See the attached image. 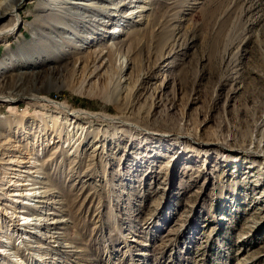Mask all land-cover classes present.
I'll return each instance as SVG.
<instances>
[{"label":"rangeland","instance_id":"obj_1","mask_svg":"<svg viewBox=\"0 0 264 264\" xmlns=\"http://www.w3.org/2000/svg\"><path fill=\"white\" fill-rule=\"evenodd\" d=\"M27 1L22 10L28 17L0 38V65L19 64L0 70V94L14 98L0 97V264H264V164L219 144L250 146L264 128V0H153L160 37L138 51L132 69L119 71L123 56L96 76L102 63L89 50L113 46L121 38L120 31L112 34L116 23L82 28L70 20L64 35L51 32L57 46L48 54L17 59L21 43L30 42L23 27L38 0ZM63 1L77 17L105 21L120 0ZM92 2L99 7L82 6ZM10 19L0 17V26ZM92 29L103 36L87 43ZM11 38L21 42L10 48ZM118 75L130 78L128 86ZM145 76L152 83L136 93ZM46 97L124 122L70 115ZM90 128L103 144L99 149L77 140ZM16 141L35 152L27 168L16 166L30 173L4 177ZM39 169L61 175L53 183L62 187L70 224L52 231L64 232L76 252L46 255L57 243H48L45 230L32 232L34 221L20 211L25 206L41 216L29 208L44 186L32 189ZM10 179L25 185L10 186ZM31 245L43 248L32 251Z\"/></svg>","mask_w":264,"mask_h":264},{"label":"bare ground","instance_id":"obj_2","mask_svg":"<svg viewBox=\"0 0 264 264\" xmlns=\"http://www.w3.org/2000/svg\"><path fill=\"white\" fill-rule=\"evenodd\" d=\"M63 0H38L36 4V9H34L33 12L29 14V18H31L28 22V28L23 27L27 29V31L30 30L31 32V38L30 42L21 43V47L17 50V59H32L35 57H41L45 54H48L50 52V47L57 46V42L55 38L51 35V32L58 31V33H61V36L64 35L62 33L66 32L68 25H70V20H76L79 25H82V28H89L90 24L94 25L97 22L99 24L101 23L104 26H107L112 23H116V26L112 30V34H115L117 31H120L121 38L116 39L113 43V46H100L94 45L91 50H89V53L91 54L90 57L95 61L96 64L102 63L104 64L102 66L98 65L96 66V70H98L97 73L94 72V76L99 74V70L108 68L110 66H113L114 63H118L119 60H121V57H125L123 61L120 62L118 66L120 72H124L125 69H131L136 66L139 63V54L138 51L143 49L145 45L149 42H153V40L158 39L160 36L159 34L161 29V19L158 18V15L156 14V8L153 6V0H120L117 7H115V11L111 12L109 14V19L105 21H99L93 18L91 15H82L84 19L77 17L76 12L72 11V13L68 12V9L62 4ZM65 2V0L63 1ZM32 3L27 0H0V17L5 16H11V19L9 20L8 24H4L0 26V38L9 37L11 34H13L19 26L22 24V21H25L28 17V14L23 13L22 7L26 4ZM82 6H87V8L94 7L98 8L95 3H89L85 4L82 3ZM123 8H127L126 10H123ZM102 11V9H100ZM123 10V11H121ZM137 18V20H135ZM136 21V26L132 29H128V25H130V21ZM99 27V25L97 26ZM103 27V26H102ZM95 34L92 36H81V38L86 37L87 43H90V39H96L98 34L99 36H103L102 33H100L99 29H92ZM78 30H76L77 32ZM46 32V35L43 34ZM26 32H23V35H25ZM148 34L149 39L146 41L145 36ZM89 38V39H88ZM64 39V37H63ZM10 48L13 46L14 42H21L20 38H17L16 41H12V38L9 39ZM89 40V41H88ZM166 40V39H165ZM163 40L162 43L165 41ZM134 51V58L129 59L127 58V53ZM80 58V57H79ZM19 64H15L14 62L8 63H2L0 65V70H10L15 69ZM123 75H118V83H120L121 86H128L130 82V78L126 77L122 79ZM151 77L145 76L142 77L141 80H139L136 88V93L140 92L143 88H145L146 84H151ZM0 97L5 100H14L13 97H11L8 94H0ZM40 99V98H39ZM47 100H50L51 102L55 103L58 107L64 108L66 111L69 112L70 115H86L93 118H101V119H107L112 121H121L124 122L123 119H120L116 116H112L110 114L104 113V112H89L86 110L81 109H74L73 107L54 101L50 98H45ZM67 117V116H66ZM57 122H54L48 128H46V131L44 133L42 143L44 141L49 140V132L54 129ZM76 126H73L74 129ZM54 131V130H53ZM52 131V132H53ZM94 128H90L89 130H86L84 135L78 136L77 140H80V144L84 143V145L90 143L92 145H95V149H99L103 144H99L101 142L97 137L93 138ZM69 138L71 135H68ZM3 137V133L0 131V138ZM77 137V135H76ZM183 137V136H179ZM191 141L194 143H197L199 145H210V142H205L203 140L199 141L194 137H189ZM53 139V137H52ZM60 141V140H57ZM20 141H16V144L11 147V149L8 151L9 158L5 161L6 164H9L10 166L8 168H5L4 171V177H7L14 173L15 171H24L16 168V166H20L21 168H27L28 165L31 162V156L34 155V150H31L30 147L24 146ZM38 143V140L36 141ZM40 143V145H42ZM53 143H56L54 141ZM79 144V145H80ZM89 144V145H90ZM220 148L224 149L225 152H229L230 154H237V155H250L254 156L255 158H259L260 161L254 162L255 164L261 162V164H264V128L261 132V134L258 136L252 135V145L245 146V147H239V146H229L224 145L223 143H219ZM213 145H216L213 143ZM254 145V146H253ZM218 146V145H217ZM30 148V149H29ZM185 151L182 152L184 154ZM18 153V154H17ZM98 154L91 156L89 159L90 164L95 163V158ZM3 160L0 158V163ZM33 164H31L32 167ZM38 165V164H34ZM41 168H44L43 164L41 165ZM30 170H25L24 172H29ZM35 172L42 174V177L38 180H32V186L33 190L37 188L38 184H44L43 187L39 189V191L35 192V198L37 199L36 202L37 205L29 208H33L35 212L41 214L35 215L34 213H30V209H25V206L20 209L21 212L28 214L25 217L27 219V222L29 219H32L34 221L33 225L34 229L32 232L34 233H42V230H45L42 234L45 235V239L48 241V243H51L52 241L57 243V248L54 250L53 248H49L46 250V255L51 254V252L55 253H70V252H76L77 250L74 249L73 242L71 240H68V237L65 236V233L61 230H53L55 227H60V229H65V227L61 226H67L70 224V221L64 217L65 209L63 208L65 202V198H63L64 193L62 192L61 186L54 185V181L56 178L61 177V175L57 172H51V171H43V170H36ZM32 173V172H31ZM22 175V174H21ZM20 176V175H19ZM10 186H23L22 182L13 181V179H10ZM10 188V187H9ZM3 195H6V197L10 195H26L23 193L20 194H11L4 192ZM28 207V206H26ZM37 210V211H36ZM53 215V217H51ZM30 224L28 223L27 227L30 228ZM50 231H52L50 233ZM32 251L38 250L40 247L39 245H31L30 246ZM40 250V249H39ZM32 253V252H31ZM33 254V253H32ZM143 255H149V253H144ZM48 259V258H47ZM43 259L44 263L48 260ZM145 259V258H144ZM146 260V259H145Z\"/></svg>","mask_w":264,"mask_h":264},{"label":"trees","instance_id":"obj_3","mask_svg":"<svg viewBox=\"0 0 264 264\" xmlns=\"http://www.w3.org/2000/svg\"><path fill=\"white\" fill-rule=\"evenodd\" d=\"M75 101H77V102H84L83 100L82 101L81 100H75ZM85 102L88 103V104H91V101H89V100H87Z\"/></svg>","mask_w":264,"mask_h":264}]
</instances>
